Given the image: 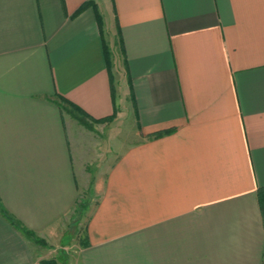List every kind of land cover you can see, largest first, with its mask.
I'll return each mask as SVG.
<instances>
[{"label":"crops","instance_id":"1","mask_svg":"<svg viewBox=\"0 0 264 264\" xmlns=\"http://www.w3.org/2000/svg\"><path fill=\"white\" fill-rule=\"evenodd\" d=\"M90 183L73 264H261L264 0H0V207L47 245L0 212V264L55 257Z\"/></svg>","mask_w":264,"mask_h":264},{"label":"rangeland","instance_id":"2","mask_svg":"<svg viewBox=\"0 0 264 264\" xmlns=\"http://www.w3.org/2000/svg\"><path fill=\"white\" fill-rule=\"evenodd\" d=\"M66 117H68V114H66ZM106 123V122H105ZM104 123H100L98 125H95V127L97 128V133L100 136V138H102L103 136H105V132H107V134L110 135V132L113 133L114 131H124L129 133L130 132V126L129 125H120V126H116L115 129L117 130H108L105 131L104 130ZM92 125V129H93ZM110 131V132H109ZM133 139H125L124 140H116L115 144H128V143H132ZM113 150V149H112ZM111 150V151H112ZM114 152V150L112 151ZM91 173L92 175V180H94V173L91 172V170L88 168V172L87 173ZM91 180V183L93 182ZM91 183L90 186H88L86 188V190L83 191V194L80 196V198L78 199L77 202H81V203H87L88 206L85 209H76L74 208L69 214L68 216L64 219V224L66 223V230L64 232V240L62 243H60L58 245V247L53 248L54 252H55V257L52 256V258L46 260L47 262L52 261L55 264H73V259H74V252L76 250V246L75 245H70V240L76 239L81 232L84 229V225H85V220H86V216H87V212L90 208V206L92 204H95V200L96 197L94 196V193L92 192L91 189ZM76 206V205H75ZM34 242V241H33ZM44 242V241H43ZM35 243V242H34ZM37 244V243H36ZM45 244V243H44ZM39 245V247H43L44 245L42 244H37ZM45 247H47V245L45 244ZM46 253H50V249L46 252ZM261 264H264V258L261 262Z\"/></svg>","mask_w":264,"mask_h":264},{"label":"trees","instance_id":"3","mask_svg":"<svg viewBox=\"0 0 264 264\" xmlns=\"http://www.w3.org/2000/svg\"><path fill=\"white\" fill-rule=\"evenodd\" d=\"M93 3L92 2H86L84 3L81 8L76 12L75 15H77L81 9L88 7V6H92ZM94 6V5H93ZM95 8V7H94ZM97 15V13H96ZM98 16V15H97ZM98 21H99V16L97 17ZM105 57H106V61L109 62V58H108V53L107 51H105ZM57 105L63 110L65 111L71 118H73L74 120H76L80 125L84 126L87 129H92L91 126V122L94 123H101V122H107V121H111L114 118V115H112L109 118L106 119H101V120H93L91 119L88 115H86L81 109H79L77 106L69 103L68 101H66L64 98L58 96L57 97ZM160 134H157L155 137H159ZM257 197H258V203H259V207H260V212L262 215V219H263V223H264V187L259 188L257 191ZM88 206L87 203H81V202H76V206L75 208L78 209H85ZM0 212L3 215V217L8 220V222H10V224L12 226H14L18 231H20L26 238H28L29 240L34 241L37 244H43L44 242L42 240H40L32 231H30L29 229H27L24 225H22L18 220H16L14 217H12L4 208L0 207ZM41 264H55L52 261H44Z\"/></svg>","mask_w":264,"mask_h":264}]
</instances>
